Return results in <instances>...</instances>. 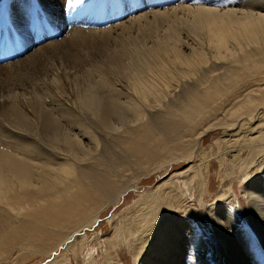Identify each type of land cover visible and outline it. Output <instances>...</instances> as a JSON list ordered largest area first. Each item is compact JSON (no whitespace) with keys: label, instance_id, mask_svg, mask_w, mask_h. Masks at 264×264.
I'll list each match as a JSON object with an SVG mask.
<instances>
[{"label":"rangeland","instance_id":"obj_1","mask_svg":"<svg viewBox=\"0 0 264 264\" xmlns=\"http://www.w3.org/2000/svg\"><path fill=\"white\" fill-rule=\"evenodd\" d=\"M126 1H132L133 4L117 7ZM6 4H9L10 22L2 19ZM196 6L210 7L216 11L235 9L238 15L241 11L264 13V0H121L118 3L116 0H0V150L24 158L34 151L36 137L40 136L46 138L47 145H41L48 151L56 149L55 142L62 149L67 147V143L60 139L81 132V126H90L102 141L96 156L101 164L93 165L90 160L77 168L76 187L71 193L77 198L70 201V206L66 208L69 211L79 201L84 205L92 201L88 210L89 219L96 211L99 212L89 221V225L74 231L62 242L76 224L85 221L82 218L70 224L72 219L62 215L61 220L66 218L57 227L50 228L54 230L49 235L30 242L34 247L27 243L24 245L25 251H18L9 246H0V264H150L148 249L154 244L157 233L147 235L150 238L148 243H143L144 240L139 243L138 239H145L146 236L135 233V227L130 222L126 224V218L132 216L129 209L137 200L141 202L155 193L158 195L159 192L155 190L157 182L173 176L181 182V172L188 168L191 192L189 194L186 188L181 190L183 194L178 192L182 201L176 202L179 208L175 213L171 212L180 229L178 244H181L174 253L177 259L171 264H238L225 244L224 237L218 234L211 217V213H219L223 215V218L218 219L219 222H224L231 210L238 217L236 223L231 221L235 243L252 264H264V241L251 212V197H247L248 191L258 195V186L263 189L260 198L264 204V170L253 171L254 163L248 164L249 167L240 163L232 164L226 154L228 143L234 140L233 137L246 135L244 133L248 130L247 135L251 136L250 126H244L238 132L243 119L249 122L247 118L242 117L233 127H226L222 123L224 108L232 104L229 98L236 100L251 87V78L248 81L251 74L247 71L241 73L243 68L237 66L240 69H237L235 84L214 80L212 86H204L203 92L216 93V98L220 96L212 105L219 114L208 121L203 119L190 123L197 129L194 132L183 120L181 111V106L187 104V100H178V103L175 99L172 103L177 104L168 108L167 113L170 114L165 113L167 108L162 109V114L165 113L162 119L166 117L167 122L175 123L184 130L180 139L183 142L186 140L187 145L186 142L182 143L183 147L178 149L164 144L166 138L160 129L161 125L158 126L161 119L154 120L153 116L150 118L153 122L150 121L147 127L142 122L137 128L139 131L134 134L136 128L128 121L130 115L123 108L128 107L127 102H123L124 99L108 88L117 79H125L128 72L135 73L136 68L141 71L146 63H154L159 42L163 41L171 52L170 48L176 39L175 32L191 45L197 40H204L202 34L192 29L196 17L190 10ZM113 7L117 8L109 10ZM128 10L129 13L123 17L109 21V16ZM94 22L100 23L96 25ZM35 32L48 34L41 36L46 37L43 41L35 42ZM132 37H136L139 43L138 52L132 50V44L128 41ZM54 40H61V43L45 45ZM35 47H38L36 54L29 57L28 54ZM20 58L21 61L15 66L5 68ZM162 60L171 63L168 58ZM223 64L219 66L222 71L217 68L218 71L213 72L226 70ZM247 81L250 83L249 88L246 87ZM260 81L256 80L252 84L257 85ZM214 86H218V89ZM215 89L220 94L213 91ZM223 90L226 93L221 92ZM225 96H230L228 101ZM100 101L103 102L104 117L93 114L96 108L93 104ZM111 106L119 112H112ZM261 112H264V107L258 108L254 117L260 116ZM217 119H222L218 123L221 125H216ZM116 124L121 125L117 126L121 129L117 133L105 128ZM165 125L162 124V128L168 127ZM5 127H9L13 134H9ZM167 129L171 134L172 129ZM155 148L157 155H154ZM246 156V160L249 158L250 161V155ZM86 168H91L97 175H114L111 184L99 187L97 181L87 180L83 177ZM258 176L262 181L255 184ZM252 181L254 186L250 184ZM197 182L203 184L200 195L196 190ZM126 185L125 193L116 203L106 206L104 194L114 197ZM226 188L232 200L225 194ZM162 197L165 198L164 193ZM63 199L70 200L66 196ZM171 199L169 197L166 200ZM125 210L129 212L127 215ZM27 221L31 223L30 219ZM127 227L129 231H126ZM169 243L177 245L175 241ZM198 252L202 259L196 257Z\"/></svg>","mask_w":264,"mask_h":264},{"label":"bare ground","instance_id":"obj_2","mask_svg":"<svg viewBox=\"0 0 264 264\" xmlns=\"http://www.w3.org/2000/svg\"><path fill=\"white\" fill-rule=\"evenodd\" d=\"M8 12L9 4H6L2 17L5 22H10ZM32 13L36 14L34 11H32ZM190 13L197 19H195V22H192V29L195 33L202 34L204 40H197L194 45H191L186 39L175 32L176 39L170 48L171 52L167 50V45L164 44L163 41L159 42L158 54L154 56V63H146V67L141 71H138V68H136L135 73L128 72V74L125 75V79H117L112 86L108 88L117 97L124 99L123 102H127L128 107L124 106L123 108L126 109V112L130 115V120L128 121H131L133 127L136 128L134 134L139 131L137 128L142 122L143 126L147 127L151 121V116H153L154 120L161 119L157 122L158 126L159 124L161 125V127H159L166 138L164 144L170 145V147L172 145V149H178L183 147L182 143L186 142V140L183 142L184 140L180 139L184 130L179 128L175 123L167 122V120H165L166 117L163 118L164 120L162 119L165 113L170 114L167 113L169 109H171L170 106L172 104H177L176 102H172L175 101V99L177 102L178 100L183 102L186 100L188 101L187 104L181 106L183 108L181 111L184 115L183 120L188 123L190 131H193L195 128L192 126L193 124L190 125V123H194L198 120L202 121L203 119L209 120L210 117H217L219 114L218 110L214 109L215 107L213 108V104L215 99H219L220 96L216 98V93L211 94V91L206 93L203 92L204 86H212L214 80H222L231 85L233 83L235 84L234 78L237 76V69L243 68L244 71H241V73L247 71L251 74V77L248 78V81L250 78L252 80V82H250L251 84L249 83L251 87H248L249 84L247 81L246 87L249 89L236 100H230V96H225V99L227 100V98H229L232 104L224 108V115H222L224 117L223 122L222 119H217L218 122L216 125L222 122L226 127L230 125L233 127L239 119H243L242 117L247 118L249 122L247 123L246 120L243 119L240 122L238 132L239 130H243L244 126H250L253 135L251 134V136L248 137V130L244 133L247 136L243 135L238 137L237 135L233 137L234 140H230L233 139L230 137L226 154L229 155L228 158L232 164L240 163L247 166L250 163H254L253 171L259 170L260 172L264 170V126L260 127L264 125V112H261L260 116L255 117L254 112L258 108L264 107V73H262L264 72L262 70L264 68V13H247L246 11H241L240 15H238L235 9L216 11L213 8L204 6H196L190 10ZM128 41L132 44V50L138 52L140 46L136 37H132L128 39ZM168 42L171 41L169 40ZM60 43L61 40H54L48 41L45 45ZM155 49H157L156 41ZM37 50L38 47H35L34 51L29 53L28 56H34ZM161 58H168L171 63L168 64ZM21 59L22 58L10 63V66L5 68H11L12 65L15 66ZM223 62H225V65ZM222 64L227 68L226 70L224 69L223 72H221L222 68L219 67ZM155 65L157 67L153 69L152 67ZM251 67H254V69ZM217 68L221 69V73L217 72ZM214 70L217 71L213 72ZM260 70H262V72H260ZM210 80L211 82L209 83ZM256 80L261 81L257 85L252 84L256 82ZM219 83L222 85L221 82ZM224 85L223 88L227 86V84L226 86ZM214 87L218 89V86ZM238 88L239 87H237V89ZM216 89L213 91L220 94V91L218 90V93ZM232 89L235 90V88ZM240 90L242 91V89ZM221 92L224 93L225 90ZM94 94L95 93L92 95ZM93 105L96 107L93 111L95 116H106L102 114V112L105 111L102 101L96 102ZM164 108L169 109L162 114L161 111H164L162 110ZM174 108L177 109L176 107ZM97 109H99L100 112ZM111 109L112 112H119L115 107L111 106ZM218 109L220 111V108ZM177 112L179 113V111ZM251 121H254L253 124L250 123ZM164 123L166 124L165 126L172 129V135L168 132V127L162 128V124ZM181 124L183 123L181 122ZM206 125H208V123H206ZM117 126L121 125L116 124L111 125L110 128H105L107 130L111 129L112 132L117 133L121 130L120 127ZM205 128L209 129V127ZM5 130L9 134H13V131L9 127H5ZM80 130L81 132H74L64 136L62 139L59 138L60 140H66L67 143V147L62 149L59 148L56 144L57 142H55L53 144L56 146V149L53 148L48 151L45 147L47 145L46 138L40 136L36 137L37 146L33 147L34 151H31L24 158L4 153L8 152L6 150H0V246H9L13 250L18 249V251H25L24 245L28 243L29 246H33L30 242L36 241L40 236L49 235L54 230L50 228L57 227L58 224L66 218L61 220L62 215H68V217L72 219L70 224H74L76 221L85 218V221L76 224L75 227L65 235L62 239L63 242L65 239L69 238L74 231L89 225V221L93 220L92 218L99 212V210L96 211L92 215L91 220L89 219L88 210L92 201L85 203V205L81 203L82 201H79L72 206L69 211L66 209L70 206V201L77 198L75 195L71 194L76 187L77 168L79 166H84L85 164L82 163L90 160H92L91 164L93 165L98 166L101 164L96 158L102 143L100 137L90 126H81ZM228 130L230 131V129ZM228 130H226V132ZM187 141L189 143V140ZM247 143H250V145H247ZM170 147H168V149ZM161 149L165 150L163 147H161ZM244 153L250 155V161L248 158L247 162V156L244 155ZM154 155H157L156 148L154 149ZM223 155H225V153ZM100 168L103 170L102 167ZM188 170L189 168L181 172L183 174L181 180L182 185L177 178L174 179V176L168 177L161 182H157L155 190L159 192L158 195L155 193L141 202L137 200L129 209L132 216L126 218V224L130 222V224H133L135 227V233L144 234V236H146L145 239H140L138 237L139 243L142 240H144L143 243H148L150 238H147V235L150 233H157V236L154 237V244L148 249L149 256L147 259L150 264H171V261L177 259L174 257V253L181 247V244H178L180 229L174 221L175 215L171 212L175 213L174 211H177V208H179L176 202L179 203L178 201H182L178 192L183 194L181 191L184 190L183 188H186L189 194L191 192L190 189L192 186L189 175L187 174ZM83 177L91 182L97 181L100 187L111 184L114 175H97L91 168H86ZM260 181H262L261 177L258 176V180H256L255 184L260 183ZM250 184L253 186L255 185L253 181ZM127 187L128 185L119 190L114 197H109L108 194H104L106 198L105 205L109 206L110 204L116 203L120 196L125 193ZM196 188V190H198L197 194L200 195L203 184L197 182ZM256 189L258 195L254 191L246 192L249 194L247 197H251V212L260 228L261 237L264 241V204L262 198H260V192H262L263 189L258 186ZM162 193H164L165 198L162 197ZM225 194L232 200V197L228 195L227 188ZM63 196L70 198V200L63 199ZM169 197L173 199L167 201L166 199ZM227 197L226 199H228ZM124 213L127 215L129 212L125 210ZM227 214L224 222H219L218 219L223 218V215L211 213L214 226L218 234L224 237V242H226L225 244L230 249L232 255L236 257V262L238 264H252V261L243 255L233 238L231 223H236L238 217L235 213H232V210ZM27 219H30L31 223H29ZM126 231H129V227L126 228ZM126 234L130 233L126 232ZM110 240H112V238ZM170 241H175L177 245L169 243ZM37 247H39V245H37ZM171 248L172 250L169 252L168 250ZM199 255L198 252L196 257L202 259ZM167 259H169V262Z\"/></svg>","mask_w":264,"mask_h":264}]
</instances>
